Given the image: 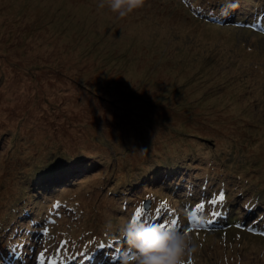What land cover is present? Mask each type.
<instances>
[{"label": "rangeland", "instance_id": "1", "mask_svg": "<svg viewBox=\"0 0 264 264\" xmlns=\"http://www.w3.org/2000/svg\"><path fill=\"white\" fill-rule=\"evenodd\" d=\"M98 3L0 0L1 249L22 233L25 264L115 260L134 209L184 219L225 190L227 228L185 229V264H264V236L238 226L264 220V28L232 24L264 0Z\"/></svg>", "mask_w": 264, "mask_h": 264}, {"label": "clouds", "instance_id": "2", "mask_svg": "<svg viewBox=\"0 0 264 264\" xmlns=\"http://www.w3.org/2000/svg\"><path fill=\"white\" fill-rule=\"evenodd\" d=\"M143 5V0H99L98 8L107 7L120 18ZM111 227V222H108ZM126 247L120 252V264H185V257L196 251L188 233L128 219L120 226Z\"/></svg>", "mask_w": 264, "mask_h": 264}, {"label": "trees", "instance_id": "3", "mask_svg": "<svg viewBox=\"0 0 264 264\" xmlns=\"http://www.w3.org/2000/svg\"><path fill=\"white\" fill-rule=\"evenodd\" d=\"M198 6H196V8H197ZM200 10V11H199ZM211 7H205V6H201V8H199L198 9V16H200V17H202L203 15H205V16H207V17H211V18H215V14L213 13V12H211ZM203 12H205V13H203ZM214 16V17H213ZM204 17V16H203ZM202 17V18H203ZM206 20L208 21V19L206 18ZM238 20H240V19H234V22H237V23H239V21ZM242 20V19H241ZM210 22V21H209ZM45 103H47L46 101H45ZM135 114H136V112H135ZM141 114V113H140ZM137 116V115H136ZM140 116V115H139ZM135 120V119H134ZM259 158H261V157H259ZM40 172H41V169H40V167H38V169L34 172L35 174H40ZM46 176V174L44 175V177ZM225 185V184H224ZM220 191H224L225 193H226V199H225V201L224 202H218V203H216L215 205L217 206V207H219V206H223L224 204L223 203H225V202H227V198H228V191H225V190H214V191H210V192H207L205 195H203L202 197H197V199L195 200V198H193V201L194 202H190L187 206H186V208H185V210H187V212H189V213H194V212H196L197 210H199L200 208H198L197 207V205H199V202H201L202 200L204 201V208H205V211H204V214H206V215H209L210 214V206H209V202L210 201H212V200H214V199H217L218 200V196H219V193H220ZM169 208V207H168ZM152 210H154V208H151L150 210H149V212H148V215L150 216V218L152 219V217H154V218H161V221H164L165 219H164V217H161L160 216V214L162 213L161 211L160 212H157L156 210L155 211H152ZM229 210H231V209H229ZM133 211V210H132ZM143 211V208H137V209H134V211H133V213L129 216V219L131 218V219H133V217H135L136 215H137V213H139V214H141V212ZM203 212V210H202V208H201V211H200V213H202ZM144 218H146L145 216L142 218V220H141V222L142 221H144L145 219ZM207 218H209V220L211 219V217H207ZM209 220H207L206 218H205V221L206 222H208ZM185 222H187L186 220H185ZM162 223V222H161ZM221 223L222 224H225V225H227L226 224V221H224V222H217V224L218 225H221ZM190 224H194V223H190ZM22 234V233H21ZM21 234L20 235H17V237H15L14 235L13 236H9V237H11V238H16V241H18L19 242V239H21V237L24 235V234H22V236H21ZM120 246H121V248L122 249H124L125 248V246H126V244H125V242H123L122 244H120ZM16 248V250H17V252H20V247H15ZM15 250V251H16ZM7 255H8V253H7Z\"/></svg>", "mask_w": 264, "mask_h": 264}, {"label": "snow or ice", "instance_id": "4", "mask_svg": "<svg viewBox=\"0 0 264 264\" xmlns=\"http://www.w3.org/2000/svg\"><path fill=\"white\" fill-rule=\"evenodd\" d=\"M227 3H235V0H227ZM222 6L227 7V4H224V5H222ZM68 162H69V161H68ZM71 162H72V161H71ZM71 162H69V163H71ZM225 199H226V193H225L224 191H220L219 196H218V200H217V199H214V200L211 201V203L216 204V203H218V202H224ZM203 206H204V205H203L202 203L199 204V205H197L198 208H202ZM212 215H219V213H215V212H214V213H212ZM139 218H140V215H139V213H137V215H136V217H135L134 219H135V220H139ZM173 223H175V222H173ZM44 231L46 232L47 229H44ZM184 232H185V233H188L187 230H185ZM44 255H45L44 252L39 253V256H40V258H41V261H43V257H44Z\"/></svg>", "mask_w": 264, "mask_h": 264}]
</instances>
